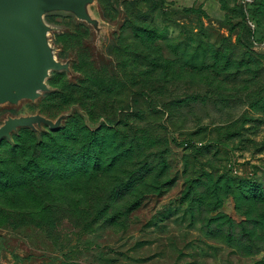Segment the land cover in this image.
I'll return each mask as SVG.
<instances>
[{
    "label": "rangeland",
    "instance_id": "374dc122",
    "mask_svg": "<svg viewBox=\"0 0 264 264\" xmlns=\"http://www.w3.org/2000/svg\"><path fill=\"white\" fill-rule=\"evenodd\" d=\"M82 1V18L76 6H43L54 65L36 93L0 101V126L41 115L55 128L78 112L91 129L156 138L144 159L167 163L154 161L146 185L103 218L0 207V264H264V249L226 241L248 216L264 236V202L223 189L228 176L264 186V0ZM90 73L95 100L73 92ZM134 93L140 114L120 123ZM46 127H16L0 155Z\"/></svg>",
    "mask_w": 264,
    "mask_h": 264
},
{
    "label": "trees",
    "instance_id": "16d2710c",
    "mask_svg": "<svg viewBox=\"0 0 264 264\" xmlns=\"http://www.w3.org/2000/svg\"><path fill=\"white\" fill-rule=\"evenodd\" d=\"M90 74L85 76L86 86L77 89L75 84L73 92L83 91V95L95 100L99 98L94 88L97 76ZM114 82L112 76L107 78L105 86L109 93L114 91L108 88ZM133 95L132 104L127 103L120 109V123H125L127 116L140 114L139 94ZM148 109L155 114L158 112L154 106ZM115 127L102 125L91 129L76 112L56 129L46 127L40 132L28 129L27 138L15 141L7 153L0 155V207L19 211L30 206L38 208L43 203L41 211L48 214L51 221H55L53 217L59 220L60 214L81 219H84L82 214L103 218L117 202L124 201L130 194L136 195L135 191L146 185L151 167H156L154 161L162 167L167 163L162 153L151 161L144 159L156 138L149 140L146 135L134 132L118 137ZM106 132L109 133L106 135ZM223 182L225 191L239 188L245 199L264 202V186L258 180L228 176ZM260 221L258 216H248L240 225L241 229L226 241L234 244L247 241V247L263 250L264 236L261 233L257 236L254 228L248 230Z\"/></svg>",
    "mask_w": 264,
    "mask_h": 264
},
{
    "label": "water",
    "instance_id": "95a60500",
    "mask_svg": "<svg viewBox=\"0 0 264 264\" xmlns=\"http://www.w3.org/2000/svg\"><path fill=\"white\" fill-rule=\"evenodd\" d=\"M46 4L76 6L77 16L82 18V0H0V101L36 93L54 65L45 53L46 30L40 23ZM34 122L57 128L41 115L11 118L0 126V140L16 127Z\"/></svg>",
    "mask_w": 264,
    "mask_h": 264
}]
</instances>
